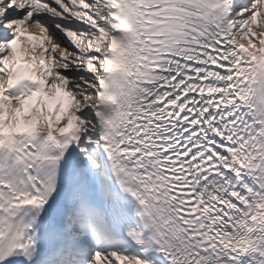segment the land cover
<instances>
[{
	"label": "bare ground",
	"instance_id": "bare-ground-1",
	"mask_svg": "<svg viewBox=\"0 0 264 264\" xmlns=\"http://www.w3.org/2000/svg\"><path fill=\"white\" fill-rule=\"evenodd\" d=\"M71 1H74L79 10L87 13L85 27L80 24L82 35L79 34L74 40H60L53 35L49 37L45 30L34 26H23L21 28L23 35L15 36V40L0 51L4 57V66L0 70V93L7 78L5 66L17 62L32 64L36 69V77L45 86L43 95L28 118H24L18 108L11 107L9 119L0 125V133L3 137L10 134L27 135L32 131L49 134L67 133L78 126L85 133L79 148L80 157L84 165L88 166L93 164L98 155L91 127V116L88 115L95 106V91L104 63L102 53L106 46H110V42L107 37L104 8L100 0H86L87 2L83 4H78L81 0ZM15 2L16 0H0V14L7 13ZM243 6L235 14V40L248 50L256 52L264 44V0L258 4ZM254 14L257 16L253 19ZM11 25L12 23L8 24ZM92 28L95 34L91 31ZM28 34H34L39 43L31 45L26 38ZM18 40H22V43ZM49 41H58L59 45H50ZM85 48L88 52L96 54L89 63L88 54L84 52ZM63 62L66 65L63 66ZM63 67L67 70L62 69ZM69 73L72 77L67 78ZM65 95H68L69 99L64 97ZM133 258V256L122 258L111 253L102 255L100 262H94L90 258L88 264H131Z\"/></svg>",
	"mask_w": 264,
	"mask_h": 264
}]
</instances>
